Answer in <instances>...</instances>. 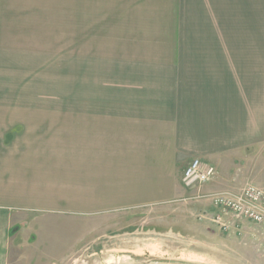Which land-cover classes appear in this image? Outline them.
Instances as JSON below:
<instances>
[{"label": "crops", "instance_id": "0c3cea01", "mask_svg": "<svg viewBox=\"0 0 264 264\" xmlns=\"http://www.w3.org/2000/svg\"><path fill=\"white\" fill-rule=\"evenodd\" d=\"M154 1L166 23L138 27L165 30V52L120 54L87 100H0V264L22 214L166 204L194 158L216 167L214 185L264 155V0ZM245 230L248 264H264V233Z\"/></svg>", "mask_w": 264, "mask_h": 264}, {"label": "rangeland", "instance_id": "374dc122", "mask_svg": "<svg viewBox=\"0 0 264 264\" xmlns=\"http://www.w3.org/2000/svg\"><path fill=\"white\" fill-rule=\"evenodd\" d=\"M159 6L154 0H0V100L89 99L87 85L103 68L125 63L120 54L166 51L165 30L154 37L138 27L143 20L166 23ZM74 20L78 29H71ZM262 153L240 164L246 173H234L232 181L185 188L166 204L95 216L22 214L11 229L7 264H248L247 230L221 231L209 218L217 209L202 195L248 184L264 189Z\"/></svg>", "mask_w": 264, "mask_h": 264}, {"label": "built area", "instance_id": "2783aa9c", "mask_svg": "<svg viewBox=\"0 0 264 264\" xmlns=\"http://www.w3.org/2000/svg\"><path fill=\"white\" fill-rule=\"evenodd\" d=\"M216 176L213 164L194 158L186 167L182 180L187 189L201 191ZM202 197L209 199L217 209L209 218L221 231L241 235L249 224L264 233V189L248 184L239 191H215Z\"/></svg>", "mask_w": 264, "mask_h": 264}]
</instances>
